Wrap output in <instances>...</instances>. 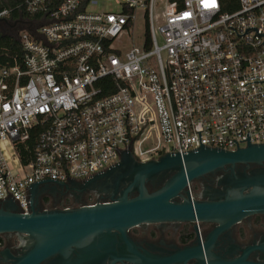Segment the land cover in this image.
<instances>
[{"label":"built area","instance_id":"1","mask_svg":"<svg viewBox=\"0 0 264 264\" xmlns=\"http://www.w3.org/2000/svg\"><path fill=\"white\" fill-rule=\"evenodd\" d=\"M237 1L230 12L220 0L4 9L22 54L0 67V202L27 214L30 185L84 181L123 151L147 162L264 144V0Z\"/></svg>","mask_w":264,"mask_h":264},{"label":"water","instance_id":"2","mask_svg":"<svg viewBox=\"0 0 264 264\" xmlns=\"http://www.w3.org/2000/svg\"><path fill=\"white\" fill-rule=\"evenodd\" d=\"M221 171L220 188L196 200L191 183ZM66 194L77 203L87 194L98 200L43 209L44 197ZM29 202L27 214L10 199L0 202V235L26 238L10 264H264V232L257 230L245 245L233 236L239 226L256 231L252 219L264 218V144L235 151L200 147L147 162L123 151L118 163L84 181L30 185ZM167 223L192 224L193 243L164 250L129 233ZM200 223L214 227L201 237Z\"/></svg>","mask_w":264,"mask_h":264},{"label":"flooded vegetation","instance_id":"3","mask_svg":"<svg viewBox=\"0 0 264 264\" xmlns=\"http://www.w3.org/2000/svg\"><path fill=\"white\" fill-rule=\"evenodd\" d=\"M11 0H0V13L4 10V6L8 5ZM5 18H0V24L4 22ZM224 174L223 171L217 172L213 175L205 176L199 180H195L190 185L192 196L198 201H204L203 198L205 192H209L210 189L220 188L217 184V179ZM94 201L87 202L85 197H82L81 202L77 203L68 194L57 195L55 198L44 197L42 199V207L44 210L52 209H65L76 208L85 204H93L97 202L98 197L94 194ZM253 228L256 231L247 229L244 226H239L234 232V238L240 245L247 244L252 238L253 234L258 231L264 232V218L254 217L252 219ZM199 235L205 236L214 227L211 223L198 224ZM130 236L133 240L143 243H149L157 246L160 249L170 250V246H184L193 243L196 234L192 224L182 223L174 224L167 223L163 225L151 224L146 227H136L130 230ZM26 244V238L23 235L17 234H2L0 235V264H10L11 259L9 257H17L21 249ZM75 254H71V257Z\"/></svg>","mask_w":264,"mask_h":264},{"label":"trees","instance_id":"4","mask_svg":"<svg viewBox=\"0 0 264 264\" xmlns=\"http://www.w3.org/2000/svg\"><path fill=\"white\" fill-rule=\"evenodd\" d=\"M24 2L25 0H11L9 4L4 6L3 8L12 9L11 17H17L19 14L15 10V7L17 5H22ZM220 3L222 5L223 11L230 12L238 8L237 0H220ZM22 15L27 17H34L33 15L25 12L24 10L22 11ZM21 54L22 52L20 50V46L17 40H15L14 37L10 35H6L0 32V67L6 66L8 63L11 64V60L14 58V56L20 57ZM22 161H25L23 155Z\"/></svg>","mask_w":264,"mask_h":264},{"label":"rangeland","instance_id":"5","mask_svg":"<svg viewBox=\"0 0 264 264\" xmlns=\"http://www.w3.org/2000/svg\"><path fill=\"white\" fill-rule=\"evenodd\" d=\"M103 8L105 9H114V5L113 4H104L102 6ZM140 26H141V22H137V24L135 25V35L138 36L139 34V29H140ZM0 32L1 33H4L6 35H10V36H13L16 32L14 33H10L9 31H7V26L4 25V23H1L0 24ZM129 37H123L122 38V44H129ZM135 45H138V40L136 39L135 40ZM87 200V202H93L94 201V196L92 194H87L84 196Z\"/></svg>","mask_w":264,"mask_h":264}]
</instances>
